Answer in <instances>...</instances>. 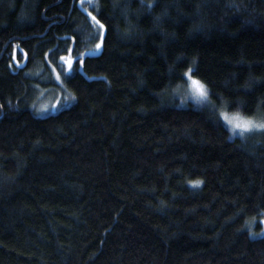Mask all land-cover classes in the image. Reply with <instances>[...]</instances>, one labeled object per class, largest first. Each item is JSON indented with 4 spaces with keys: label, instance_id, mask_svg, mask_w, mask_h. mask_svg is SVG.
Here are the masks:
<instances>
[{
    "label": "trees",
    "instance_id": "obj_1",
    "mask_svg": "<svg viewBox=\"0 0 264 264\" xmlns=\"http://www.w3.org/2000/svg\"><path fill=\"white\" fill-rule=\"evenodd\" d=\"M221 112L264 120V0H0V264H264V135Z\"/></svg>",
    "mask_w": 264,
    "mask_h": 264
},
{
    "label": "snow or ice",
    "instance_id": "obj_2",
    "mask_svg": "<svg viewBox=\"0 0 264 264\" xmlns=\"http://www.w3.org/2000/svg\"><path fill=\"white\" fill-rule=\"evenodd\" d=\"M145 7L151 9L154 7V4H148L144 5ZM92 21L94 22L95 25L99 26V37H100V42L96 44V50L100 51L102 50V45L104 43V40L106 39V34H105V25L101 23L99 19H97L96 16L91 15ZM93 38H95L93 36ZM70 52L72 50H69ZM64 63L67 65V75H71V73L74 71L73 68V63H74V57L69 56V57H64L61 56L60 58ZM83 63V62H81ZM172 69H170L171 71ZM198 75V69L195 68V65L193 64L192 67H189L186 72L183 73V77L187 78V82L189 85V89L191 92V95L193 99L196 100L198 104H203L206 102H210L211 98V93L210 90L205 82H203L202 79H196ZM61 76L58 74L57 75V80H60ZM66 101L68 100H75V97H65L64 98ZM183 102V101H182ZM52 107H56V105H52ZM225 107H228L227 104H225ZM221 116L225 119L226 123L230 126V130L233 132V134H239L242 139H247L249 135L253 134H261L264 135V120H254L251 118H243L239 115L233 116L229 118L228 116H225L223 112H221ZM202 183V181H195L193 182L194 187H199V184ZM260 223H264V220H261ZM250 235H255L253 233H250ZM261 235H264V231L261 232Z\"/></svg>",
    "mask_w": 264,
    "mask_h": 264
},
{
    "label": "rangeland",
    "instance_id": "obj_3",
    "mask_svg": "<svg viewBox=\"0 0 264 264\" xmlns=\"http://www.w3.org/2000/svg\"><path fill=\"white\" fill-rule=\"evenodd\" d=\"M86 7H88V6H86ZM89 18L92 21L91 16H89ZM91 24L96 27V33H97L96 34V38L97 39L95 40V44L93 45L94 46V49L92 48L93 50L88 48V49L83 50L82 53H79V56H80L79 66H78L79 71H81V68H82V63L81 62L84 59V56H86V55H94V54H97V53L100 52V51L96 50V44L98 42H100V37H99V34H98L100 29H99V26L95 25L93 21L91 22ZM69 56L74 57L72 55V52H69V54L66 56V58L69 57ZM64 65H65V73H67V65L65 63H64ZM73 68H74V63H73ZM56 83H57V86H58L57 88L58 89L54 90L51 93L49 92V94L47 93L46 96H44L45 101H50V102L46 103L43 99L39 100L42 103L40 108H39V105L36 106L39 114L43 115V114H47V113H55L58 110H61L62 108L66 107V106H68L70 104V100L66 101L64 99L65 97H69V96H67L68 94L67 95L64 94V89H63V86L61 85V80H57V76H56ZM180 93H181V95L183 97V100L181 99V95L178 94V93H176V95H177L176 98H178L179 105L182 106V107L186 106V105H189V104H191V105H193L195 107L196 106L202 107V106H205L206 103H207L206 102V103H203V104H198L196 102V100L193 99V97L191 95V92H190V89H189V85H188L186 77H184L183 89L181 88ZM39 99H41V98H39ZM52 105H56V107H52ZM224 115L228 116L229 118H231V117L236 116L238 114H227L226 113ZM220 119L223 122V124L225 125V127L227 128V130L229 131L231 137L240 136L239 134H233V132L230 130V126L226 123L225 119L222 116H220ZM261 220H264V219H260V221ZM261 225H262V229L257 233L256 237L262 236L261 232L264 231V223H261Z\"/></svg>",
    "mask_w": 264,
    "mask_h": 264
},
{
    "label": "bare ground",
    "instance_id": "obj_4",
    "mask_svg": "<svg viewBox=\"0 0 264 264\" xmlns=\"http://www.w3.org/2000/svg\"><path fill=\"white\" fill-rule=\"evenodd\" d=\"M92 50V49H91Z\"/></svg>",
    "mask_w": 264,
    "mask_h": 264
}]
</instances>
